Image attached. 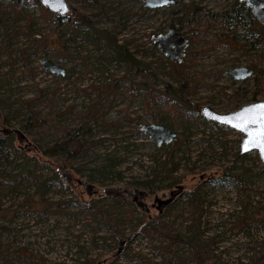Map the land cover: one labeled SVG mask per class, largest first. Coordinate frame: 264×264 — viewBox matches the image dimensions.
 <instances>
[{
  "label": "rangeland",
  "instance_id": "rangeland-1",
  "mask_svg": "<svg viewBox=\"0 0 264 264\" xmlns=\"http://www.w3.org/2000/svg\"><path fill=\"white\" fill-rule=\"evenodd\" d=\"M66 2L119 42L126 39V48L151 61L156 76L171 85L176 80L167 73L168 58L151 36L179 24L188 40L179 62L189 84L184 95L197 108L183 116L141 87L128 90L141 76L127 80L121 66L89 44L66 40L64 28L52 30L38 5L13 12L8 0H0V135L5 128L12 132L0 157V264H264V163L255 151L242 153L236 163L241 133L221 124L216 129L199 114L204 104L227 112L264 100V41L247 44L256 34L251 24L256 30L262 25L253 18L246 28L242 17L234 26L218 23L219 12L234 0H173L153 8L140 0ZM217 38L229 43H215ZM44 58L63 74L44 70ZM234 65L251 67L254 77L233 82L223 71ZM153 85L162 87L160 81ZM30 111L45 120L26 131L21 125ZM148 122L175 136L155 145L138 129ZM21 158L36 161L33 172L12 184L3 173L18 171ZM101 164L108 171L95 172ZM53 171L60 185L38 194L37 174ZM238 171L245 173L241 181L232 177ZM193 188L196 207L187 196ZM133 189L144 192L136 201L146 203L147 211L130 198ZM170 190L172 199L158 212L154 197L166 198ZM157 213L169 234L191 233L206 243L201 262L184 242L150 230L146 237L131 233L128 216L150 220Z\"/></svg>",
  "mask_w": 264,
  "mask_h": 264
},
{
  "label": "trees",
  "instance_id": "trees-1",
  "mask_svg": "<svg viewBox=\"0 0 264 264\" xmlns=\"http://www.w3.org/2000/svg\"><path fill=\"white\" fill-rule=\"evenodd\" d=\"M9 5L11 6V10L13 12H16L23 4H35L39 6V11L42 14L43 18L48 20L49 27L54 30L59 27H63L64 31L66 32V40H69L73 42L72 44H75L76 46H84V45H90V50L98 51V54H103L102 58L114 61L116 64L122 67L123 77H125L127 80L130 79V81L133 78L141 76V80H133L132 83H130L127 88L128 90L132 91L136 88H142L140 89L143 93H146L147 96L152 99H158L159 101H163L167 104L168 108H170L172 111H180L178 112L181 115L188 114L191 110L196 109L197 107L189 102L187 98L184 95V92L188 90V80L184 77L182 74V70L179 67L180 63L172 62L168 59H166L167 63H169V67L167 68V73L171 76V78L176 80L175 85H171L170 83H167L166 81L158 78L156 76L155 71L153 70V65L151 64V61H146L144 59H138L133 55V52L128 50L125 46L126 39H124V42H119L116 38V34L112 32L111 30L100 28L98 26H95L90 19L83 13L74 12L72 15H56L52 13L51 11L47 10L44 6L40 5L36 0H8ZM8 4V3H7ZM234 14V15H232ZM219 20L218 23L222 22H228L231 24V26H234L235 24L239 23L238 19L239 17H242V24L247 28L253 23V18L249 12V10L237 0H234L233 5L229 9H225L219 12ZM211 16L213 17L214 14L212 13ZM234 21V22H232ZM249 24V25H248ZM27 25V23H26ZM170 28L178 31L180 29V25H175V23H170ZM252 31H256V34L250 36V40L247 42L252 47L259 46L262 41H264V26H258L257 30L252 26ZM225 41L224 39L217 38L215 40V43H223ZM226 43L229 41H225ZM44 43V42H43ZM43 45V44H41ZM103 51L104 53H102ZM162 58V56H159ZM164 58V57H163ZM157 66H159L157 64ZM255 75V74H254ZM253 75V77H254ZM131 77V78H127ZM151 81V83H147V81ZM115 83V80H113ZM112 81V82H113ZM160 81L162 87H156L155 82ZM115 87V84H109L106 89L110 90ZM104 88V87H102ZM98 93V92H97ZM25 102V101H24ZM25 105V104H24ZM29 106V103L26 105ZM25 122L21 125V127L26 128L25 130L30 131L34 124L40 122L41 120H45L44 117H41L36 114L35 111H30L27 116L24 118ZM5 120L3 119V121ZM209 125L212 127H215L216 129L220 126L217 123L209 121ZM6 134L4 136L0 135V157H2V151L7 150V148L10 147L9 139L12 137V132L8 129H1ZM14 133V131H13ZM2 134V133H0ZM54 146V145H53ZM56 149V145L51 148H46L44 152L46 154H52L54 150ZM18 154L14 150L13 157H16ZM236 163H239L241 160V154L236 152L234 154ZM29 159V158H28ZM28 159L21 158L20 162L17 163L19 168L18 171L14 173H3L4 177L9 178V181L14 184L16 182V179L21 178L22 173H27L28 176H31V173L33 170L31 167H34L35 163L31 162ZM106 168V171H108V165L101 164L97 167H93V170L97 173H103ZM171 168L168 170L170 171ZM153 178H155L156 173ZM244 172H236L232 174V177L235 178L236 181H241V177L244 175ZM38 181L36 184V192L38 194L43 195L45 191L52 185H60L59 179L57 178V174L53 171L50 175H38ZM146 182H149L146 181ZM145 182V183H146ZM40 191V192H39ZM188 196V202L192 203L193 206L196 207L195 199H196V192L195 188L187 192ZM106 197H110L116 201L119 199H123L121 196H116L115 194H107L105 193ZM129 202L128 200H126ZM131 203V201L129 202ZM88 206H91V203L87 204ZM99 214L102 216L106 215L105 213H102L101 210L98 208ZM129 221L132 224V231L131 233L134 234L136 232H141L143 236H147V230L154 231L157 233H161L164 236L170 237V240L173 242H184L189 246V253L191 256L197 260V262H201L203 260L202 255V248H204V244H206L203 241L197 240L193 234H184L182 236H179L177 234L172 235L168 233L169 226L160 220L159 214L157 213L155 216L151 217L150 220L146 219L143 220L142 217H131L128 216ZM155 219L156 221L153 223L151 220ZM245 221V220H244ZM163 228V231H160V228ZM184 257V256H183ZM182 258V257H181ZM216 264V263H213ZM220 264V263H217ZM225 264V263H223Z\"/></svg>",
  "mask_w": 264,
  "mask_h": 264
},
{
  "label": "water",
  "instance_id": "water-1",
  "mask_svg": "<svg viewBox=\"0 0 264 264\" xmlns=\"http://www.w3.org/2000/svg\"><path fill=\"white\" fill-rule=\"evenodd\" d=\"M40 5L44 6L47 10L56 15L71 14L72 10L69 8L66 0H36ZM243 3V5L249 10L251 16L262 26H264V0H237ZM145 7L153 8L172 3L173 0H141ZM152 42L155 47L161 52L163 56H166L172 62H179L184 55L185 47L187 46V39L182 35L180 31H176L172 28L166 29L164 32H157L151 36ZM44 70L55 73L63 74V68L57 63L44 58L40 61ZM251 72V69L245 66H233L224 71L225 74L232 77L235 80L247 76ZM260 105H264V100H254L239 107L227 111L219 112L205 104L201 106L199 110L200 116L206 120L217 124L224 125L235 131L241 133V137L238 142V153L242 154L248 151H255L258 159L264 163V136L258 135V132L264 130V110L248 111L249 109H255ZM138 129L144 132L147 137L155 144H166L175 136V132L164 127L160 123H141ZM57 171H61V168H57ZM63 179H68L69 176L64 174ZM84 188L91 187V184L85 181H78ZM179 188V185L177 186ZM144 192L142 190L133 189L130 198L136 201V196H141ZM172 191L168 192L166 198L160 199L156 196L155 207L159 212L161 207L167 204L172 198ZM137 205L142 207L143 202L136 201ZM147 210L146 208H144Z\"/></svg>",
  "mask_w": 264,
  "mask_h": 264
},
{
  "label": "flooded vegetation",
  "instance_id": "flooded-vegetation-1",
  "mask_svg": "<svg viewBox=\"0 0 264 264\" xmlns=\"http://www.w3.org/2000/svg\"><path fill=\"white\" fill-rule=\"evenodd\" d=\"M140 3L142 4V2H141V0H140ZM243 4V3H242ZM143 5V4H142ZM144 6V5H143ZM145 7V6H144ZM72 14V13H71ZM67 15H69V14H67ZM253 18V17H252ZM183 35V34H182ZM184 36V35H183ZM185 37V36H184ZM187 39V38H186ZM188 41V40H187ZM188 44V43H187ZM187 47V46H186ZM185 47V48H186ZM184 53H185V50H184ZM184 56V55H183ZM182 56V57H183ZM182 59V58H181ZM171 61V60H170ZM179 62H181V60L179 61ZM179 62H176V63H179ZM235 66V65H234ZM237 66H245V65H237ZM233 67V66H232ZM245 67H247V68H249V69H251V72L247 75V76H244L243 78H240V79H238V80H235V79H233L232 77H230V76H228L227 74H225L224 73V71L226 70V69H224V71H223V74L224 75H226L227 77H229L230 78V80H232L233 82H237V81H241V80H243V79H246V78H248V77H250V78H253V75L255 74L254 72H253V69L251 68V67H249V66H245ZM229 68H231V67H229ZM229 68H227V69H229ZM251 102V101H250ZM205 105V104H204ZM203 106V105H202ZM201 108V107H200ZM142 195H144V193L142 194ZM141 195V196H142ZM136 197H138V195L136 196ZM141 201V200H140ZM142 202V201H141ZM144 203V202H143ZM154 203H156V201L154 200ZM147 206H146V203H144L143 204V206H142V208H146ZM145 211H147V210H145ZM161 211V210H160ZM159 211V212H160Z\"/></svg>",
  "mask_w": 264,
  "mask_h": 264
},
{
  "label": "snow or ice",
  "instance_id": "snow-or-ice-1",
  "mask_svg": "<svg viewBox=\"0 0 264 264\" xmlns=\"http://www.w3.org/2000/svg\"><path fill=\"white\" fill-rule=\"evenodd\" d=\"M257 110H264V105H260V106H258L257 108H255V109H249L248 111H257ZM258 135H260V136H264V130H261V131H259L258 132Z\"/></svg>",
  "mask_w": 264,
  "mask_h": 264
}]
</instances>
